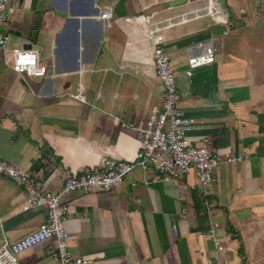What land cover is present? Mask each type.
<instances>
[{"label": "crops", "instance_id": "obj_1", "mask_svg": "<svg viewBox=\"0 0 264 264\" xmlns=\"http://www.w3.org/2000/svg\"><path fill=\"white\" fill-rule=\"evenodd\" d=\"M11 7L0 26L8 54L36 50L48 73L21 76L0 55L3 160L54 192L65 172H93L106 156L134 160L140 129L164 97L149 26L180 68L179 107L196 120L187 138H209L222 161L211 186L194 171L176 179L147 166L115 190L70 194L69 251L91 264H264V0H11ZM209 39L215 63L186 76L185 48ZM227 154L243 160L228 163ZM46 218L0 176V248ZM48 248L23 252L19 264H54Z\"/></svg>", "mask_w": 264, "mask_h": 264}, {"label": "built area", "instance_id": "obj_2", "mask_svg": "<svg viewBox=\"0 0 264 264\" xmlns=\"http://www.w3.org/2000/svg\"><path fill=\"white\" fill-rule=\"evenodd\" d=\"M13 14L11 0H0V26L7 25ZM111 17V10L105 9L103 19ZM137 21L149 25L145 15ZM152 48L156 76L164 89L161 107H154L147 124L140 129V149L132 161H124L106 156L98 170L81 175L65 172L64 182L59 191L49 190L34 174L20 170L11 162L0 157V176L8 177L21 187L26 195L27 209H45L47 218L38 229L24 236L12 245L0 248V264H19V255L40 244L49 242L48 254L54 264H91V259L74 256L68 249L66 221L70 215V205L65 202L72 193L86 195L96 190L109 192L117 189L137 168L152 166L160 175L182 178L194 171L204 186L218 182L217 170L222 164L218 154L210 148V139L204 138L200 144H192L187 138V130L196 123L180 110L182 95L177 82L180 72L176 61L166 48V38L157 30L147 27ZM9 37L0 31V55L6 58L15 73L21 76L44 77L48 68L41 64L39 53L33 49L15 48L7 52ZM216 40L209 39L190 44L185 48L184 73L192 77L196 70L212 65L216 60ZM85 101L82 89L76 96ZM123 126H127L124 124ZM241 156L227 154L226 162L240 163ZM211 235L217 237L214 228ZM219 246V241L215 239ZM222 249V246H220Z\"/></svg>", "mask_w": 264, "mask_h": 264}, {"label": "trees", "instance_id": "obj_3", "mask_svg": "<svg viewBox=\"0 0 264 264\" xmlns=\"http://www.w3.org/2000/svg\"><path fill=\"white\" fill-rule=\"evenodd\" d=\"M230 231V230H229Z\"/></svg>", "mask_w": 264, "mask_h": 264}]
</instances>
